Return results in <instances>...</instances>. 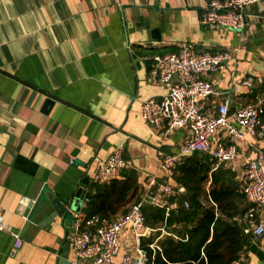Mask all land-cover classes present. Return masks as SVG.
Wrapping results in <instances>:
<instances>
[{"label": "crops", "instance_id": "1", "mask_svg": "<svg viewBox=\"0 0 264 264\" xmlns=\"http://www.w3.org/2000/svg\"><path fill=\"white\" fill-rule=\"evenodd\" d=\"M209 1L0 0V221L7 228L0 230V264L71 261L73 211L43 223L54 197L67 205L81 189L90 197L88 217L113 220L142 199L150 175L177 186L179 201L186 196L160 163L163 154L178 152L188 131L165 135L142 118L143 101L170 88L151 78L155 55L176 52L180 42L199 52L236 49L226 68L207 76L219 92L207 107L224 100L232 111L258 104L264 120V3L251 5L245 28L234 31L200 24ZM247 77L255 79L253 87L241 83ZM213 139V146L219 139L233 143L224 132ZM120 147L129 165L116 180L132 176L137 190L102 218L93 200L110 184L95 182L94 174ZM262 149L264 141L247 134L236 161L222 165L240 190L246 163ZM258 220L264 223V207ZM158 226H148L139 240L124 229L116 262L168 233ZM13 233L21 236L20 248ZM247 234L242 264H264V235Z\"/></svg>", "mask_w": 264, "mask_h": 264}, {"label": "built area", "instance_id": "2", "mask_svg": "<svg viewBox=\"0 0 264 264\" xmlns=\"http://www.w3.org/2000/svg\"><path fill=\"white\" fill-rule=\"evenodd\" d=\"M260 2L264 3V0H210L201 14L200 24L204 28L224 27L242 31L251 16L248 8ZM235 50L199 52L192 42H180L176 52L153 57L151 78L170 84V88L160 99L149 97L143 101L142 118L165 135L175 129H184L189 133L178 152L162 156L160 168L168 177L174 175L178 164L188 155L211 153L217 168L236 161L238 143L247 134L264 141V120L258 104H244L232 111L230 102L224 100L216 106L207 107V100L219 94L207 76L226 68L234 59ZM241 83L253 87L255 79L247 77ZM218 132L226 133L233 143L228 145L219 139L213 146L214 135ZM121 149L99 163L94 174L95 182L111 184L120 176L121 170L129 165ZM240 183L247 207L235 220L245 226L246 233L260 237L264 235V223L258 220V214L264 207V149L258 151L255 159L246 163ZM179 195L177 186L167 180L160 181L155 174L150 175L142 199L113 220H102L98 215L88 217L84 209L88 207L90 197L85 195L81 209L73 211L71 264H147L149 257L140 243L135 249L137 255L128 252L120 263L116 262L122 231L132 229L139 240L150 230L143 212L144 205L165 209L168 215L179 206ZM184 205L188 207L189 202L185 201ZM91 227L96 229L91 230ZM6 229L0 221V230ZM13 235L15 248H20V234ZM158 241L159 238L149 244L154 254L162 250ZM231 264H242V257L239 256Z\"/></svg>", "mask_w": 264, "mask_h": 264}, {"label": "trees", "instance_id": "3", "mask_svg": "<svg viewBox=\"0 0 264 264\" xmlns=\"http://www.w3.org/2000/svg\"><path fill=\"white\" fill-rule=\"evenodd\" d=\"M175 171V179L186 189L179 206L168 215L162 208L143 207L147 226L160 225L168 232L158 241L162 250L155 254L149 242L142 243L147 264H231L248 240L245 226L235 220L246 203L235 174L222 165L215 168V160L203 153L186 156ZM135 189L132 176L114 180L93 200L98 203L94 213L108 218L107 210L115 212V205L127 202Z\"/></svg>", "mask_w": 264, "mask_h": 264}, {"label": "water", "instance_id": "4", "mask_svg": "<svg viewBox=\"0 0 264 264\" xmlns=\"http://www.w3.org/2000/svg\"><path fill=\"white\" fill-rule=\"evenodd\" d=\"M154 40L157 41L159 39H154ZM47 102L49 103V102H53V101L50 98H48ZM84 197H85V192L81 189L78 190L74 199L69 201L67 205H65L61 200H59L58 197H54L51 200V204L54 208V211L47 218H45L43 223L48 224V223L52 222V220L56 216L63 217L64 215L68 214L70 210L79 211L81 209L82 200L84 199ZM246 207H247V205H244L242 207V210H244ZM62 262H64V264H71V261L68 260L67 258H63Z\"/></svg>", "mask_w": 264, "mask_h": 264}]
</instances>
